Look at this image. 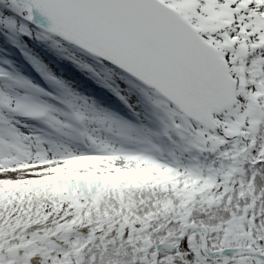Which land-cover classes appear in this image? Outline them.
I'll return each instance as SVG.
<instances>
[{"label": "snow or ice", "instance_id": "snow-or-ice-1", "mask_svg": "<svg viewBox=\"0 0 264 264\" xmlns=\"http://www.w3.org/2000/svg\"><path fill=\"white\" fill-rule=\"evenodd\" d=\"M0 33L69 96L32 44L92 54L208 154L47 147L9 114L67 127L18 89L49 93L0 70V264H264V0H0Z\"/></svg>", "mask_w": 264, "mask_h": 264}, {"label": "rangeland", "instance_id": "rangeland-1", "mask_svg": "<svg viewBox=\"0 0 264 264\" xmlns=\"http://www.w3.org/2000/svg\"><path fill=\"white\" fill-rule=\"evenodd\" d=\"M23 39L27 40V37H23ZM40 44L45 45L42 42ZM0 45V70L28 79L36 87L44 88L49 93L44 96L34 93L31 89H18L19 95L32 96L37 102L49 106L50 114L67 125V127L57 130L46 119L31 118L33 122L27 123L19 115L9 114L12 119L19 122L21 130L25 134L40 137L46 142L47 147L60 146L76 154L95 153V146L89 139L92 137L125 151L151 155L164 163L179 164L181 162L175 153L171 154L169 149L165 150L166 137L163 136V131H166V127L162 122L159 124L156 119L154 121L146 96L142 97L147 109L143 113L139 112L134 99L130 100L132 105L130 102H128L129 104L121 102L115 106L111 103L108 84L95 79L93 73L78 71L73 66H65L63 59L68 58V55L53 51L55 52L54 58L46 57V64L50 65L56 76L65 83L66 88L71 90L72 95L69 96L64 89L52 87L39 76L27 59L25 50H22L18 44L12 43L1 33ZM32 47H35V43L32 44ZM4 51L10 57L4 55ZM14 51H17L16 57L13 55ZM33 53L36 52H29L28 55H33ZM88 75L93 77L90 78ZM154 110L151 108V111ZM77 111L83 113L86 119L76 120L74 113ZM32 128L36 130L33 131ZM74 134L83 138L84 148L80 149L74 145ZM120 166L127 165L125 162H121ZM33 264H39V258L34 259Z\"/></svg>", "mask_w": 264, "mask_h": 264}, {"label": "trees", "instance_id": "trees-1", "mask_svg": "<svg viewBox=\"0 0 264 264\" xmlns=\"http://www.w3.org/2000/svg\"><path fill=\"white\" fill-rule=\"evenodd\" d=\"M32 49H33L32 52H36L40 54V57L42 58L44 63L47 62L46 57H49L51 59L54 58L55 52L53 51L55 50L48 48L46 44L41 45L40 43H35V47H32ZM77 56L80 58L77 59L75 56L68 55L67 56L68 58L63 59L65 66H73L78 71L93 73L95 79H98V81L108 84L110 90L107 91L109 93V96L111 97L110 99L113 105L117 106L118 103L121 102L129 104L128 102L134 99V103L136 102V107L138 108L140 113L147 111L146 106L142 101V97L145 95L144 92L141 90V87L134 86L133 84H126L122 80L121 75L119 73H115L111 76H108L98 72L97 71L99 66L98 59L91 55L79 51L77 53ZM88 77L90 76L88 75ZM117 85H119V87H117ZM148 102L150 104V106L148 107L150 109V112L152 113L154 121L156 119L157 123L160 124V122H162L164 124V127H166V125H168V121L165 114L160 109H158L154 104H152L149 100ZM130 103L132 105V101ZM151 108L155 110L151 111ZM163 136L166 137V142L164 146L165 150L169 149L171 154L175 153V156L179 159V162L181 161L179 163L180 165H184V166L190 165L196 162L197 159L206 162V157L208 154L206 153L201 154L198 150L191 148L188 141L186 139H182L181 136L178 135L174 130H172L170 126L166 127V131H163Z\"/></svg>", "mask_w": 264, "mask_h": 264}, {"label": "water", "instance_id": "water-1", "mask_svg": "<svg viewBox=\"0 0 264 264\" xmlns=\"http://www.w3.org/2000/svg\"><path fill=\"white\" fill-rule=\"evenodd\" d=\"M42 19H44V21H45L46 24L50 23L49 21H47V18H42ZM74 47L78 48V46H74ZM81 51L84 52V53H86L85 50H81ZM86 54L93 56V55L90 54V53H86ZM93 57H94V56H93ZM95 58H96V57H95Z\"/></svg>", "mask_w": 264, "mask_h": 264}, {"label": "bare ground", "instance_id": "bare-ground-1", "mask_svg": "<svg viewBox=\"0 0 264 264\" xmlns=\"http://www.w3.org/2000/svg\"><path fill=\"white\" fill-rule=\"evenodd\" d=\"M12 47H13V46H12ZM13 55L16 57V56H17V51H14V52H13ZM32 122H33L32 119L27 121V123H32ZM32 129H33V131L36 130L35 128H32Z\"/></svg>", "mask_w": 264, "mask_h": 264}]
</instances>
